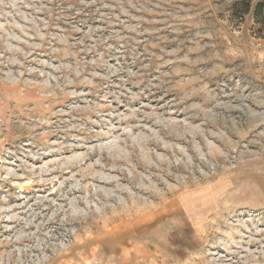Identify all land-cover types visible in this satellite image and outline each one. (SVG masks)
I'll return each mask as SVG.
<instances>
[{
	"label": "rangeland",
	"instance_id": "1",
	"mask_svg": "<svg viewBox=\"0 0 264 264\" xmlns=\"http://www.w3.org/2000/svg\"><path fill=\"white\" fill-rule=\"evenodd\" d=\"M258 1L0 0V264H264Z\"/></svg>",
	"mask_w": 264,
	"mask_h": 264
},
{
	"label": "trees",
	"instance_id": "2",
	"mask_svg": "<svg viewBox=\"0 0 264 264\" xmlns=\"http://www.w3.org/2000/svg\"><path fill=\"white\" fill-rule=\"evenodd\" d=\"M255 0H246L244 12L249 13L251 3ZM253 18L256 23L264 27V0L258 1L253 8Z\"/></svg>",
	"mask_w": 264,
	"mask_h": 264
}]
</instances>
